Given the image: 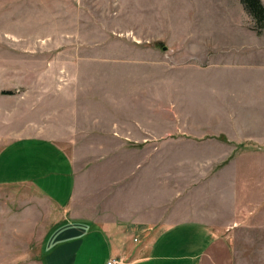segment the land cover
I'll list each match as a JSON object with an SVG mask.
<instances>
[{
    "label": "rangeland",
    "instance_id": "374dc122",
    "mask_svg": "<svg viewBox=\"0 0 264 264\" xmlns=\"http://www.w3.org/2000/svg\"><path fill=\"white\" fill-rule=\"evenodd\" d=\"M180 222L264 250V26L240 0H0V264H126L109 227Z\"/></svg>",
    "mask_w": 264,
    "mask_h": 264
},
{
    "label": "crops",
    "instance_id": "0c3cea01",
    "mask_svg": "<svg viewBox=\"0 0 264 264\" xmlns=\"http://www.w3.org/2000/svg\"><path fill=\"white\" fill-rule=\"evenodd\" d=\"M53 172L56 171L53 170ZM75 179L73 178L72 185L75 183ZM55 201L62 204L59 207L64 210L65 214L67 199L63 201L55 199ZM68 201H70V208L71 206L73 207L74 192L73 195H69ZM122 208L123 206L116 211L117 215L123 213V209H129L130 207ZM117 215L111 213H107V216L105 214L104 216L94 215L90 220H108L107 225L114 224V222L109 223V220H132ZM137 216L139 215L137 214ZM68 219L80 220L81 218L69 216ZM57 220L67 219L64 215ZM80 224L74 225L81 228ZM115 227H109V229H112L110 231L111 241L109 243L112 248L111 252H117L118 255L125 256L126 260H128L126 264H264V250H259L258 252L257 249H254L255 251H252L253 256L241 261L236 258L234 247L227 241L226 236H221L218 230L203 222H180L168 225L159 230L157 236H154V240L149 241L143 246L128 244L124 236L121 239L123 240L121 244L118 243L119 238L116 235L119 230ZM61 231L62 228H57L56 226L52 232L48 231L49 243H55L59 239ZM59 248L56 246L47 253L49 264H60L64 254L59 251Z\"/></svg>",
    "mask_w": 264,
    "mask_h": 264
},
{
    "label": "trees",
    "instance_id": "16d2710c",
    "mask_svg": "<svg viewBox=\"0 0 264 264\" xmlns=\"http://www.w3.org/2000/svg\"><path fill=\"white\" fill-rule=\"evenodd\" d=\"M244 9L254 19L259 29L264 26V6L261 0H240Z\"/></svg>",
    "mask_w": 264,
    "mask_h": 264
},
{
    "label": "built area",
    "instance_id": "2783aa9c",
    "mask_svg": "<svg viewBox=\"0 0 264 264\" xmlns=\"http://www.w3.org/2000/svg\"><path fill=\"white\" fill-rule=\"evenodd\" d=\"M106 264H124V262L121 257H113V258H109L106 261Z\"/></svg>",
    "mask_w": 264,
    "mask_h": 264
},
{
    "label": "water",
    "instance_id": "95a60500",
    "mask_svg": "<svg viewBox=\"0 0 264 264\" xmlns=\"http://www.w3.org/2000/svg\"><path fill=\"white\" fill-rule=\"evenodd\" d=\"M161 48L164 50L165 49V46L161 45Z\"/></svg>",
    "mask_w": 264,
    "mask_h": 264
}]
</instances>
